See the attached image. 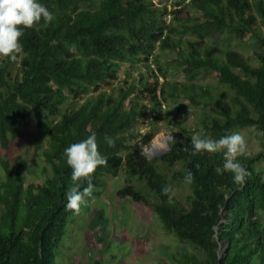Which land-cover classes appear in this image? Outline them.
I'll list each match as a JSON object with an SVG mask.
<instances>
[{
    "label": "trees",
    "instance_id": "16d2710c",
    "mask_svg": "<svg viewBox=\"0 0 264 264\" xmlns=\"http://www.w3.org/2000/svg\"><path fill=\"white\" fill-rule=\"evenodd\" d=\"M55 15L47 26L25 30L19 62L0 57V145L8 149L22 138L19 121L32 108L53 115L69 98L86 102L66 112L53 124L50 150L44 153L51 174L46 180L27 184L23 170L0 181V264H55L71 218L66 193L76 183L66 164L64 149L97 136L98 150L107 164L93 174V192L81 206L90 208L105 190V178L121 172L129 181L138 179L156 202L134 186L118 191L154 210L166 232L191 245L175 260L179 264H264V171L260 154L238 161L247 170L246 181L233 182L223 167V151L196 153L187 129L173 133L170 152L150 160L143 149L132 147L138 137L131 132L144 115L145 100L156 110L184 94L192 106L218 118L203 124L209 138L219 139L236 129L255 128L264 133V0H183L157 5L153 0H41ZM91 2V3H89ZM260 18V22H259ZM260 23V24H259ZM226 34L241 41L256 39L258 66L235 51L218 47ZM210 40H217L210 45ZM168 66L182 71L188 83H170ZM140 62L146 74L120 89L118 96L103 92L105 84L118 79L124 64ZM19 65L17 75L12 72ZM239 71V72H237ZM215 76L235 91L215 94L197 85L199 78ZM69 93V95L66 94ZM105 137L114 141L109 146ZM202 137H208L204 135ZM153 135L142 140L151 146ZM181 169L173 182H184L191 171L190 209L176 196L169 203L164 186H171L157 163ZM88 182H80V190ZM78 213V214H79ZM102 211L90 223L94 240L109 251L107 224ZM97 264H100L99 262Z\"/></svg>",
    "mask_w": 264,
    "mask_h": 264
},
{
    "label": "rangeland",
    "instance_id": "374dc122",
    "mask_svg": "<svg viewBox=\"0 0 264 264\" xmlns=\"http://www.w3.org/2000/svg\"><path fill=\"white\" fill-rule=\"evenodd\" d=\"M153 1L157 5L162 2L168 3L171 9L172 3L183 0ZM260 32L264 34L261 24ZM216 42L217 40H210V45ZM218 47L223 53L235 51L250 60L252 65H259L255 55L260 51V47L254 38L241 41L235 35L226 34ZM167 58L168 54H162L170 83H188L181 70L171 64L168 66ZM18 67L19 65L14 67L13 76L17 75ZM143 74H146L144 64L140 62L124 64L118 74V79L111 84H105L102 91L118 96L121 88L126 87L127 84L130 85L135 80L138 81ZM196 83L198 86L211 89L215 94L224 92L229 97L236 95L234 90L220 84L215 76H203ZM66 94L69 95L68 92ZM87 98L88 96L80 101L69 98L68 103L53 115L32 108L29 117L19 121L22 138L12 143L8 149L0 145V181L7 179L5 163L11 173H16L21 168L28 185L45 181L48 176L45 177L43 171L47 170L49 175L51 174L44 153L50 150L49 133L53 124L61 120L62 112L71 110L75 106L78 108L86 102ZM162 104H165L166 108L159 111L155 110L148 100H145L144 115L137 120L131 132L138 137L132 141V147L143 149L150 160L161 158L169 153L171 149L169 143L173 140V133L179 132L182 128L187 129L191 135L199 134L201 137L204 135L210 137V134L203 130V124L204 122L209 123L213 118H218L212 112L192 106L183 93L179 94L175 100ZM234 132H239L246 140L247 152L243 155L244 157L251 158L262 152L264 133L255 128L236 129ZM147 135H153L152 144L148 148L142 144V140ZM164 142V150L160 149L155 154L148 151L155 143L163 144ZM157 166L160 173L170 181L179 204L190 209L191 186L184 182L172 181L173 174L181 169L180 165L169 167L158 162ZM258 168L264 171V160ZM105 181L106 189L99 190L100 195L91 207H84L81 213L71 218L67 236L58 251L55 264H97L98 262L100 264H179L174 257H179L184 251L192 249L191 245L181 242L175 235L168 234L154 210L131 199H121L118 197V191L132 185L154 202H156L155 197L147 193L138 179L130 182L124 172H121L118 177L109 175ZM97 211H102L106 215L104 216L105 225L107 224L108 243H110V250L107 252L97 245L90 231V223Z\"/></svg>",
    "mask_w": 264,
    "mask_h": 264
},
{
    "label": "clouds",
    "instance_id": "9594fccd",
    "mask_svg": "<svg viewBox=\"0 0 264 264\" xmlns=\"http://www.w3.org/2000/svg\"><path fill=\"white\" fill-rule=\"evenodd\" d=\"M55 20V15L41 0H0V57L7 58L10 62H19L23 53L21 39L25 30L37 26H47ZM191 144L196 153L214 154L223 151V167H217V174L227 171L232 174L233 182L243 184L248 175L247 170L238 161V157L247 152V143L243 135L233 132L229 135L212 139L201 137L199 134L190 137ZM105 141L112 146L114 141L111 137H105ZM164 150L163 145L160 146ZM66 164L71 168V180L76 183L75 187L66 193V208L78 214L84 202V198L93 192V174L101 166L107 164L106 158L98 150L97 136L89 135L77 143H73L64 149ZM87 181V187L80 190V182ZM194 176L186 170L184 183L192 184ZM164 195L168 196L169 203L175 196V190L171 186H164Z\"/></svg>",
    "mask_w": 264,
    "mask_h": 264
},
{
    "label": "bare ground",
    "instance_id": "6f19581e",
    "mask_svg": "<svg viewBox=\"0 0 264 264\" xmlns=\"http://www.w3.org/2000/svg\"><path fill=\"white\" fill-rule=\"evenodd\" d=\"M161 142V141H160ZM161 145H165V142L162 144V143H155L152 147V149L149 151L151 154H155V153H158V151H160L161 149Z\"/></svg>",
    "mask_w": 264,
    "mask_h": 264
},
{
    "label": "water",
    "instance_id": "95a60500",
    "mask_svg": "<svg viewBox=\"0 0 264 264\" xmlns=\"http://www.w3.org/2000/svg\"><path fill=\"white\" fill-rule=\"evenodd\" d=\"M152 149V148H151ZM151 149H149L148 151H150Z\"/></svg>",
    "mask_w": 264,
    "mask_h": 264
}]
</instances>
